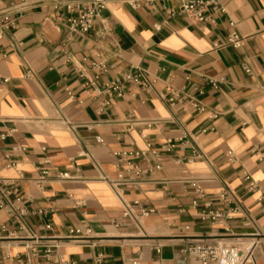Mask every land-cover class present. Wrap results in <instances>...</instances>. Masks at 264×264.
I'll return each instance as SVG.
<instances>
[{"label": "crops", "instance_id": "0c3cea01", "mask_svg": "<svg viewBox=\"0 0 264 264\" xmlns=\"http://www.w3.org/2000/svg\"><path fill=\"white\" fill-rule=\"evenodd\" d=\"M20 1L0 0V9ZM219 2L226 12L201 25L169 17L161 2L112 1L86 34L70 30L54 0L14 16L0 43V81L9 80L0 87V179L19 180L11 199L27 214L0 209V264H51L47 249L76 264L97 254L106 264H201L190 248L219 241L264 264V0ZM234 33L246 39L240 49L225 46ZM138 69L155 81L150 90L108 92ZM135 150L147 152L145 173L119 193L154 211L140 224L124 219L110 185L116 154ZM41 170L50 172L44 190ZM207 202L229 218L203 221ZM76 229L92 237L74 240Z\"/></svg>", "mask_w": 264, "mask_h": 264}, {"label": "built area", "instance_id": "2783aa9c", "mask_svg": "<svg viewBox=\"0 0 264 264\" xmlns=\"http://www.w3.org/2000/svg\"><path fill=\"white\" fill-rule=\"evenodd\" d=\"M37 1L38 0H21L7 8L0 9V43L11 30L16 28L17 25L14 16L17 14L21 15L32 9ZM112 1L130 6L132 9H138L143 4L161 2L169 17L178 15L185 16L193 23L201 25L213 23V13L226 12V9L220 4L219 0H54V8L63 12L66 23L72 32L86 34L94 28L97 22L102 20L104 12L108 9V5ZM169 3H175L177 7H168L167 4ZM245 40V38L234 33L228 38L225 46L240 49L244 46ZM8 81V79L0 81V87ZM154 82L155 81L146 71L138 69L136 72L130 73L121 80L108 85L107 89L108 92H117V95L122 97V90L126 84H135L150 90ZM187 100L189 105L197 112L201 113L205 111V105L194 96L188 95ZM131 122H133V118L127 122V126H130ZM151 125L152 124H149V126ZM2 137L5 138L6 135ZM97 141L101 143L102 139L98 138ZM173 147V141L168 140L166 149L171 151ZM148 148L151 149L152 144H148ZM232 155V153L228 154L229 157H232ZM154 156H157L156 152H154ZM116 157L119 174L116 181H110V185L121 199L124 219L134 224H140L143 219L149 217L154 211L144 208L139 203L131 205L122 198L119 191L124 186L135 185L136 183H133L132 180H139L145 173V170L140 167L139 161L146 159L147 152L135 150L117 153ZM156 169H160V166H157ZM49 175L50 172L48 170L39 171L36 185L40 190H44ZM60 178L67 179L68 176L67 174H60ZM190 186L195 189L199 198L205 197L199 182H190ZM254 190V184L251 183L250 191ZM18 194H20L19 180L0 179V209L7 210L16 220H22V217L27 214V211L21 206V198L18 201H12L11 199L13 195ZM229 198L230 196L226 192L221 193L219 196V200L222 202H227ZM194 204L197 205V202ZM211 207L212 204L210 202L205 204L206 211H204L202 215L203 221L216 222L223 218H229V214L225 215L218 211L211 210ZM236 210L237 209H234L231 212L235 213ZM70 235L72 239L80 241L89 240L92 237L90 230L83 233L81 229L71 230ZM27 249L30 250L33 257H39L41 254L35 247L28 246ZM188 253L196 257L201 264H246L250 259L249 253L245 254L238 245H228L222 241L208 244L199 243L191 247ZM42 255L51 264H76L75 262L64 260L62 257H57L52 249L45 250ZM94 264H106L104 256L102 254H97L94 258ZM131 264H139V262L133 261Z\"/></svg>", "mask_w": 264, "mask_h": 264}]
</instances>
